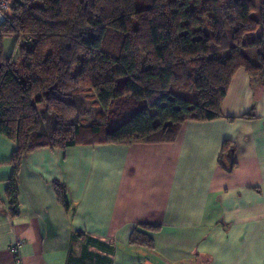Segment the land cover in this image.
I'll use <instances>...</instances> for the list:
<instances>
[{"label": "trees", "instance_id": "trees-1", "mask_svg": "<svg viewBox=\"0 0 264 264\" xmlns=\"http://www.w3.org/2000/svg\"><path fill=\"white\" fill-rule=\"evenodd\" d=\"M7 37L21 59L7 55ZM240 69L264 85V0H10L0 25V133L17 144L11 213L33 151L174 142L186 121L223 117ZM234 149L226 143L230 170ZM55 188L69 207L67 187ZM132 242L153 245L140 231Z\"/></svg>", "mask_w": 264, "mask_h": 264}, {"label": "crops", "instance_id": "crops-1", "mask_svg": "<svg viewBox=\"0 0 264 264\" xmlns=\"http://www.w3.org/2000/svg\"><path fill=\"white\" fill-rule=\"evenodd\" d=\"M222 111L186 121L170 143L33 151L18 171L15 216L17 144L0 133V264H264V85L240 69ZM136 231L153 245L134 244ZM18 239L21 263L10 251Z\"/></svg>", "mask_w": 264, "mask_h": 264}, {"label": "built area", "instance_id": "built-area-1", "mask_svg": "<svg viewBox=\"0 0 264 264\" xmlns=\"http://www.w3.org/2000/svg\"><path fill=\"white\" fill-rule=\"evenodd\" d=\"M10 0H0V25L7 19ZM23 246V240L18 239L10 248V251L15 255L16 261L21 263L20 248Z\"/></svg>", "mask_w": 264, "mask_h": 264}, {"label": "rangeland", "instance_id": "rangeland-1", "mask_svg": "<svg viewBox=\"0 0 264 264\" xmlns=\"http://www.w3.org/2000/svg\"><path fill=\"white\" fill-rule=\"evenodd\" d=\"M16 44H17V41L15 37H7L5 40V50H6L7 55L12 56L15 60H19L21 59V53ZM98 112H99V109L96 108L94 110V115Z\"/></svg>", "mask_w": 264, "mask_h": 264}]
</instances>
